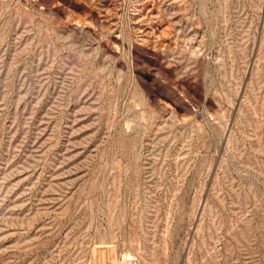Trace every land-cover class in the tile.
<instances>
[{
	"label": "rangeland",
	"instance_id": "rangeland-1",
	"mask_svg": "<svg viewBox=\"0 0 264 264\" xmlns=\"http://www.w3.org/2000/svg\"><path fill=\"white\" fill-rule=\"evenodd\" d=\"M264 264V0H0V264Z\"/></svg>",
	"mask_w": 264,
	"mask_h": 264
},
{
	"label": "built area",
	"instance_id": "built-area-1",
	"mask_svg": "<svg viewBox=\"0 0 264 264\" xmlns=\"http://www.w3.org/2000/svg\"><path fill=\"white\" fill-rule=\"evenodd\" d=\"M131 264H144L141 260L134 259Z\"/></svg>",
	"mask_w": 264,
	"mask_h": 264
}]
</instances>
